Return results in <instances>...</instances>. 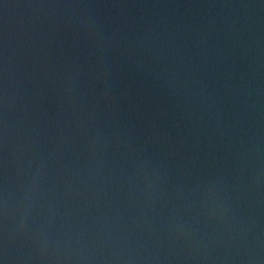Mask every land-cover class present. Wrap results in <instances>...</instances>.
<instances>
[{
  "label": "water",
  "instance_id": "1",
  "mask_svg": "<svg viewBox=\"0 0 264 264\" xmlns=\"http://www.w3.org/2000/svg\"><path fill=\"white\" fill-rule=\"evenodd\" d=\"M0 264H264V0H0Z\"/></svg>",
  "mask_w": 264,
  "mask_h": 264
}]
</instances>
